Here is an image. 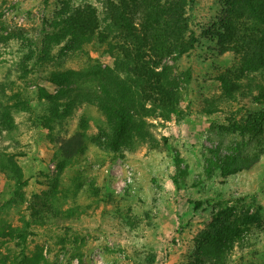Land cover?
<instances>
[{
  "label": "rangeland",
  "instance_id": "1",
  "mask_svg": "<svg viewBox=\"0 0 264 264\" xmlns=\"http://www.w3.org/2000/svg\"><path fill=\"white\" fill-rule=\"evenodd\" d=\"M58 1L0 0V37L22 34L38 41ZM224 5L225 0H193L188 15L196 47L164 62L177 82L179 112L165 119L158 110L143 118V142H133L123 157L97 147L110 127L94 106H77L56 131L63 141L83 135L82 152L63 172L57 166L59 142L51 144L25 113L14 116L11 151L22 155L16 162L27 181L18 207L30 222L27 251L40 252V264H188L200 255L199 234L221 210L229 224L243 229L227 264H264V153L251 169L226 179L205 171L211 151L244 157L264 148V125L257 134L235 125L247 111L263 108L253 97L264 90L262 76L247 75L238 99L224 101L220 95L217 76L232 67L234 57L220 55L217 40L206 31ZM5 45L15 40L0 46ZM11 53L0 58V85L6 74L15 79ZM175 154L183 172L175 167ZM14 188L0 171V217L11 214L18 225L15 212H7Z\"/></svg>",
  "mask_w": 264,
  "mask_h": 264
},
{
  "label": "trees",
  "instance_id": "2",
  "mask_svg": "<svg viewBox=\"0 0 264 264\" xmlns=\"http://www.w3.org/2000/svg\"><path fill=\"white\" fill-rule=\"evenodd\" d=\"M192 4L193 0H59L38 41L22 34L0 37V45L15 40V45L0 46V58L12 52L15 74V79L6 74L0 85V171L15 184L7 212L18 216V225L12 224L11 214L0 217V264H40L43 258L40 252L27 251L30 222L18 207L27 181L16 162L22 155L11 151L17 130L14 116L25 113V120L45 131L51 144L59 142L57 166L63 172L82 152L83 135L63 141L56 131L77 106H94L110 127L96 140L97 147L123 157L133 142H143V118L158 110L165 119L179 112L177 82L164 62L187 56L196 47L188 15ZM206 34L217 40L220 55L234 57L232 67L217 76L224 101L242 96L241 82L249 74L259 73L264 82V0H225L221 17ZM253 97L263 108L247 111L245 119L235 123L240 132L257 134L264 125V90ZM209 153L205 171L226 179L255 166L264 148L244 157ZM174 163L183 172L176 154ZM66 212L73 216L72 209ZM227 221L222 210L212 215L207 230L199 234L200 255L188 264H227L243 230Z\"/></svg>",
  "mask_w": 264,
  "mask_h": 264
}]
</instances>
